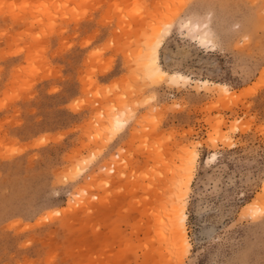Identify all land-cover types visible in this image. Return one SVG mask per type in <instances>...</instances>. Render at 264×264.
<instances>
[{
  "label": "rangeland",
  "instance_id": "1",
  "mask_svg": "<svg viewBox=\"0 0 264 264\" xmlns=\"http://www.w3.org/2000/svg\"><path fill=\"white\" fill-rule=\"evenodd\" d=\"M0 264H264V0H0Z\"/></svg>",
  "mask_w": 264,
  "mask_h": 264
},
{
  "label": "bare ground",
  "instance_id": "2",
  "mask_svg": "<svg viewBox=\"0 0 264 264\" xmlns=\"http://www.w3.org/2000/svg\"><path fill=\"white\" fill-rule=\"evenodd\" d=\"M190 23V22H189ZM191 24V23H190ZM196 25V24H195ZM198 25V24H197ZM194 26V25H193ZM200 30V34H199V39L201 40L202 43H206V45H208L210 39L209 37H211V32L210 30L208 29V26L205 25L202 29H200V27H195L194 30L192 31L195 32V31H198L199 32ZM191 33V34H192ZM195 35V34H194ZM197 35V34H196ZM196 37V36H195ZM197 37V38H198ZM200 42V43H201ZM161 43H159V45L157 46H160ZM203 45V44H202ZM152 46V45H151ZM157 48H155L154 50H156ZM150 57H149V65H148V74H149V77H152L153 79H163L165 77H170L171 81L172 82H190L191 79L189 77H186V76H183L182 74L180 73H174V74H168L166 71H164L161 67V65L159 64V52L156 50V51H151L150 52ZM202 82V81H201ZM204 82V81H203ZM206 82V81H205ZM206 84V83H205ZM208 84V82H207ZM185 85V84H184ZM221 86V85H220ZM223 87V86H222ZM124 123H123V120L122 119H118V125L119 126H122ZM214 156V155H213ZM215 157V156H214ZM213 159V158H212ZM190 175V174H189ZM190 180V179H189ZM185 184V183H184ZM190 184V183H189ZM188 185V182H186V186ZM185 186V187H186ZM186 190H188V188L186 187ZM184 193V191H183ZM176 198V197H175ZM179 199V197H177ZM181 200H178L177 201H181L182 200H185L186 198V195L185 197H180ZM186 203V202H185ZM180 204V203H179ZM178 205V204H177ZM177 205H175L172 210H171V215H169V217L171 216L170 219V224H171V228H170V231L172 232H169L170 234H172L169 238H173L171 241H172V244L175 243L173 246L174 247H184L183 250H187L185 249L186 247L189 248V242H188V238H187V234H186V227H185V222H186V219H187V215L185 214V212L183 211V209L181 207L180 208H175L177 207ZM176 209V210H175ZM169 224V225H170ZM172 229V230H171ZM189 245V246H188ZM173 247V248H174ZM176 249V248H175ZM173 250V249H172ZM176 253H177V249L175 250Z\"/></svg>",
  "mask_w": 264,
  "mask_h": 264
}]
</instances>
